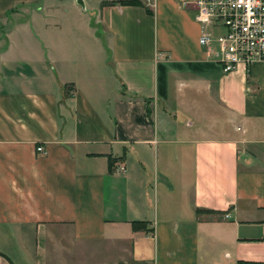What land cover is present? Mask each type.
Instances as JSON below:
<instances>
[{"label": "crops", "instance_id": "obj_1", "mask_svg": "<svg viewBox=\"0 0 264 264\" xmlns=\"http://www.w3.org/2000/svg\"><path fill=\"white\" fill-rule=\"evenodd\" d=\"M109 1L0 0V264H264V63Z\"/></svg>", "mask_w": 264, "mask_h": 264}, {"label": "built area", "instance_id": "obj_2", "mask_svg": "<svg viewBox=\"0 0 264 264\" xmlns=\"http://www.w3.org/2000/svg\"><path fill=\"white\" fill-rule=\"evenodd\" d=\"M190 1L200 26L199 44L224 73L264 63V0Z\"/></svg>", "mask_w": 264, "mask_h": 264}, {"label": "trees", "instance_id": "obj_3", "mask_svg": "<svg viewBox=\"0 0 264 264\" xmlns=\"http://www.w3.org/2000/svg\"><path fill=\"white\" fill-rule=\"evenodd\" d=\"M113 3H119L122 5H132V4H138L139 1L138 0H113L109 2H104V4H113ZM144 225L145 223L143 222H139V221L132 222V226L134 229H139L140 227H144Z\"/></svg>", "mask_w": 264, "mask_h": 264}, {"label": "rangeland", "instance_id": "obj_4", "mask_svg": "<svg viewBox=\"0 0 264 264\" xmlns=\"http://www.w3.org/2000/svg\"><path fill=\"white\" fill-rule=\"evenodd\" d=\"M91 1L94 2V1H96V0H89V2H91ZM66 2H67V4H68L69 1H66Z\"/></svg>", "mask_w": 264, "mask_h": 264}]
</instances>
